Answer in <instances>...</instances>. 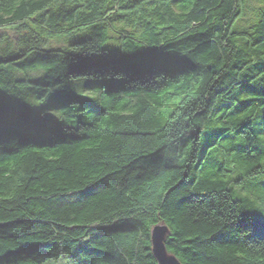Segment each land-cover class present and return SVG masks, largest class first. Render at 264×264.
Masks as SVG:
<instances>
[{
	"label": "trees",
	"instance_id": "obj_1",
	"mask_svg": "<svg viewBox=\"0 0 264 264\" xmlns=\"http://www.w3.org/2000/svg\"><path fill=\"white\" fill-rule=\"evenodd\" d=\"M253 1L0 0V264H264Z\"/></svg>",
	"mask_w": 264,
	"mask_h": 264
},
{
	"label": "water",
	"instance_id": "obj_2",
	"mask_svg": "<svg viewBox=\"0 0 264 264\" xmlns=\"http://www.w3.org/2000/svg\"><path fill=\"white\" fill-rule=\"evenodd\" d=\"M170 229L165 224H158L152 231V250L159 264H183L176 255L168 251L166 238Z\"/></svg>",
	"mask_w": 264,
	"mask_h": 264
},
{
	"label": "rangeland",
	"instance_id": "obj_3",
	"mask_svg": "<svg viewBox=\"0 0 264 264\" xmlns=\"http://www.w3.org/2000/svg\"><path fill=\"white\" fill-rule=\"evenodd\" d=\"M251 1H252V2H251V5H252V6H255V4L257 5V2H254L253 0H251ZM242 23H243V22L239 23V25L237 26V29H243V28H246L245 25L250 24V22H246V21H245V22H244V26H245V27H243ZM64 110H65V108L60 109L59 112L64 111ZM263 113H264V111H263ZM153 254H154V253H153ZM154 257H155V256H154Z\"/></svg>",
	"mask_w": 264,
	"mask_h": 264
}]
</instances>
